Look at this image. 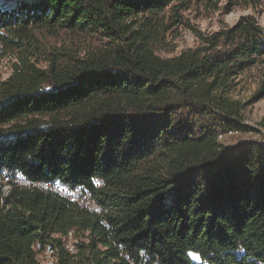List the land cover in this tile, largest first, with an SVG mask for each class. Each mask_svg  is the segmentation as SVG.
<instances>
[{
	"label": "trees",
	"instance_id": "obj_1",
	"mask_svg": "<svg viewBox=\"0 0 264 264\" xmlns=\"http://www.w3.org/2000/svg\"><path fill=\"white\" fill-rule=\"evenodd\" d=\"M222 1L0 0V62L11 59L0 77V264H40L35 244L59 264H131L141 249L145 264L193 253L264 263V142L218 140L254 131L244 113L264 97V26L248 13L207 35L186 14L261 0ZM180 27L200 44L163 55ZM253 68L262 81L241 99ZM5 172L83 184L107 213L39 189L3 193Z\"/></svg>",
	"mask_w": 264,
	"mask_h": 264
},
{
	"label": "rangeland",
	"instance_id": "obj_2",
	"mask_svg": "<svg viewBox=\"0 0 264 264\" xmlns=\"http://www.w3.org/2000/svg\"><path fill=\"white\" fill-rule=\"evenodd\" d=\"M224 3L225 0L222 1L221 5ZM194 9L195 8H193L192 11H188L186 14L190 18L192 24L207 35L223 27L232 26L241 15L248 13L254 14L262 26H264V0H261V3L256 8L234 6L232 10L228 12L221 9L211 13H205L203 10ZM62 38L63 37L59 39L49 38V41L59 43V40H62ZM199 44V38L192 30L180 27L169 37V48H171V51L163 52V55L174 56L181 53L183 50L196 47ZM10 60V58H6L0 62V77L5 78L9 75ZM261 76L262 73L256 68L247 71L241 78V84L237 88V96L247 100L257 90L262 81ZM244 114L246 124L253 126L254 131L244 132L239 136L230 138L224 142L225 145L232 146L245 139H256L264 142V129L259 126V122L264 116V97L249 105ZM258 127L261 128V131H258Z\"/></svg>",
	"mask_w": 264,
	"mask_h": 264
},
{
	"label": "built area",
	"instance_id": "obj_3",
	"mask_svg": "<svg viewBox=\"0 0 264 264\" xmlns=\"http://www.w3.org/2000/svg\"><path fill=\"white\" fill-rule=\"evenodd\" d=\"M243 131L239 129H228L226 131L220 132L218 134V140L225 142L226 140L239 136ZM2 185V192L8 193L13 185L28 187L32 189H39L46 192L56 193L61 197L67 199L69 202L75 203L76 205L80 206L81 208L85 209L87 212L96 214L99 216H105L107 213V208L103 204H101L93 195V192L85 185H75L71 186L67 183H64L60 180H32L28 178L26 175H14L11 176L8 173H4L1 179ZM96 184H101L97 178L94 179ZM103 223H106L103 220ZM68 242H67V249L70 252H76V239L74 237V231L70 230L68 232ZM33 248L40 249L39 252V261L40 264H59L58 258L56 256V250L51 245H45L43 248H39L38 245H33ZM238 252L240 254L245 253L244 248H239ZM141 259L139 261H135L130 258V255H127L131 264H145L144 257L146 255V250L141 249L139 251ZM192 263L189 264H215L208 259H203L198 254L193 253L191 255ZM152 264H161L158 260L153 261ZM231 264H237L235 262ZM264 264V263H259Z\"/></svg>",
	"mask_w": 264,
	"mask_h": 264
}]
</instances>
